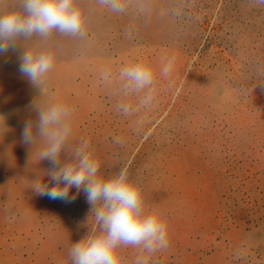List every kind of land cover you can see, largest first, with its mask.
<instances>
[{
	"label": "rangeland",
	"instance_id": "374dc122",
	"mask_svg": "<svg viewBox=\"0 0 264 264\" xmlns=\"http://www.w3.org/2000/svg\"><path fill=\"white\" fill-rule=\"evenodd\" d=\"M118 3L73 0L80 33L20 37L0 56V264H69L72 242L94 227L82 192L71 203L32 192L47 167L20 139L33 103L73 109L70 143L88 140L105 177L127 166L145 210L165 218L168 247L123 248L122 264H264V4ZM11 12L23 14V0H0V16ZM29 50L54 59L37 85L17 70ZM135 62L155 73L146 107L117 79Z\"/></svg>",
	"mask_w": 264,
	"mask_h": 264
},
{
	"label": "clouds",
	"instance_id": "9594fccd",
	"mask_svg": "<svg viewBox=\"0 0 264 264\" xmlns=\"http://www.w3.org/2000/svg\"><path fill=\"white\" fill-rule=\"evenodd\" d=\"M256 2L264 4V0ZM100 3L110 4L115 12L122 11L118 0H100ZM83 22L73 0H23V14L11 12L0 16V56L15 52L20 37L48 36L54 30L75 35L81 32ZM174 64L172 57L160 74L168 77ZM53 67L50 54L35 55L29 50L18 58L17 70L31 85L40 83ZM103 78H107V73ZM117 79L124 96H137L139 107L151 105L155 73L150 66L144 62L122 66ZM30 107L34 119L24 123L21 143L30 149L38 146L39 162H47L45 174L33 182L32 192L68 203L74 202L82 192L89 205L86 222L91 220L94 224L78 241L72 242L69 264H122L123 248H138L148 254L166 249L167 222L161 213L145 210L141 188L131 178L128 167L123 166L105 177L88 140L76 146L70 143L73 109L61 103L42 106L33 103ZM117 110L124 115L135 111L127 104L118 105ZM137 264L147 262L138 259Z\"/></svg>",
	"mask_w": 264,
	"mask_h": 264
}]
</instances>
